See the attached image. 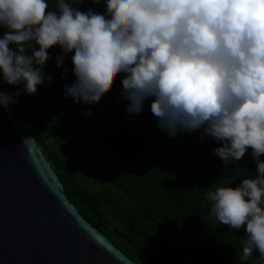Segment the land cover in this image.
I'll return each instance as SVG.
<instances>
[{
	"label": "clouds",
	"instance_id": "9594fccd",
	"mask_svg": "<svg viewBox=\"0 0 264 264\" xmlns=\"http://www.w3.org/2000/svg\"><path fill=\"white\" fill-rule=\"evenodd\" d=\"M0 0V80L34 95L51 85L44 71L58 47L57 68L70 53L64 98L99 102L121 76L120 99L131 116L150 100L156 126L169 137L202 129L221 146L224 166L246 151L256 173L235 187L206 192V223L244 228L241 260L264 257V0ZM67 75V69L62 78ZM20 93L0 92V107ZM90 115L87 109L82 113Z\"/></svg>",
	"mask_w": 264,
	"mask_h": 264
},
{
	"label": "trees",
	"instance_id": "16d2710c",
	"mask_svg": "<svg viewBox=\"0 0 264 264\" xmlns=\"http://www.w3.org/2000/svg\"><path fill=\"white\" fill-rule=\"evenodd\" d=\"M102 5L84 0L82 11ZM57 11L54 0L49 9ZM4 29L0 28V36ZM46 74L34 95L0 80V91L15 93L10 104L30 131L79 214L136 264H264L258 250L241 260L244 228L206 223L211 203L206 192L235 187L256 173L251 149L224 166L213 149L221 146L202 129L169 137L156 126L150 100L140 114L126 112L120 99L121 74L99 102L64 98L71 84V53L57 68L58 47L48 50ZM67 69V75L62 73ZM50 72H49V71ZM91 110L90 115L82 113ZM264 160V155L259 157Z\"/></svg>",
	"mask_w": 264,
	"mask_h": 264
},
{
	"label": "water",
	"instance_id": "95a60500",
	"mask_svg": "<svg viewBox=\"0 0 264 264\" xmlns=\"http://www.w3.org/2000/svg\"><path fill=\"white\" fill-rule=\"evenodd\" d=\"M0 264H136L79 214L10 105L0 107Z\"/></svg>",
	"mask_w": 264,
	"mask_h": 264
},
{
	"label": "rangeland",
	"instance_id": "374dc122",
	"mask_svg": "<svg viewBox=\"0 0 264 264\" xmlns=\"http://www.w3.org/2000/svg\"><path fill=\"white\" fill-rule=\"evenodd\" d=\"M46 69H48L47 65H45L44 67V71L46 72ZM49 71V70H48ZM50 72V71H49Z\"/></svg>",
	"mask_w": 264,
	"mask_h": 264
}]
</instances>
